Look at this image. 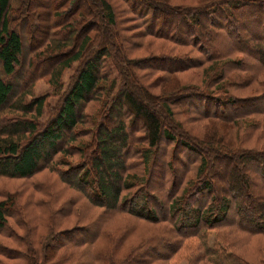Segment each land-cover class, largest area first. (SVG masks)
I'll use <instances>...</instances> for the list:
<instances>
[{"label":"rangeland","instance_id":"374dc122","mask_svg":"<svg viewBox=\"0 0 264 264\" xmlns=\"http://www.w3.org/2000/svg\"><path fill=\"white\" fill-rule=\"evenodd\" d=\"M110 1L117 9L119 21L126 17L128 19L126 23L134 25L129 31L131 35L141 29L136 23L137 13L129 8L127 2ZM144 1L158 3V0ZM170 1L183 7L196 2V0ZM12 4L17 7L18 2L13 0ZM33 5L32 0H23V6L20 5L23 18L19 15L11 26L23 39L24 50L21 55L23 64L18 66L16 72L7 77V80L13 82L18 90L22 86V90L30 87V93L25 95L27 102L38 96L45 98L43 112L37 118L38 127L43 129L55 117L63 97L69 91L85 60L98 49V43L85 47L87 48L85 56L65 68L56 80L47 70L46 72L43 70L44 62L42 58H38L42 49L37 40L47 30L48 24L41 18L38 21L35 19L39 8ZM67 6L71 7L72 4L68 3ZM220 7L226 8L222 4L217 6L218 9ZM193 12L194 10L187 9L180 15L189 19ZM215 15H217L215 12L209 10L205 18L209 20ZM223 23H226L227 28L229 19H222ZM232 23L233 21L230 22V27L236 30L231 35L226 36L222 32L214 37L209 33L210 30L205 32L202 42L205 47L207 46V53L200 52L195 47L177 45L171 39L158 37L151 32V34L144 33L145 36H132L131 47H128L127 51V61L123 60L118 64L115 58L116 50L110 46L113 54H109L101 62V73L106 78L100 82V86L104 85V89L86 99L80 121L60 141L59 150H56L49 159H45L41 167L30 177L0 176V200H7L11 210L7 214V225L0 229V264H32L35 251L38 252L36 264H64L62 259L64 251L76 250L80 239L90 235L94 236L95 242L90 253L96 258V263L101 264L104 262L103 253H107L110 249H118L120 257L134 250L136 246L144 248L141 252L145 257L154 255L151 257V264H216L213 261L214 255L209 256L206 253L204 243L220 253L224 264H264V233H249L244 228L227 226L235 224L238 218L234 198L227 186L216 195L221 198H231L232 207L225 211L228 224L215 226L202 224L198 233L191 232L195 229L192 225L178 228L182 226L179 219L181 214L178 210L172 209L171 204L174 199L184 195V189L190 187L192 180H196L200 154L202 155L201 149L194 150L162 137L158 147H154L155 153L147 162L144 153L149 145L141 119L134 118L132 121V114L128 111L125 109L120 111L118 107H113L118 90L123 84H130V89L138 96L144 94L142 89L147 92L148 87L153 102L151 104L158 112L161 124L176 138L191 143L197 142L198 139L209 143L214 138H220L221 142L214 144L218 150L264 153V64L258 62L253 54L245 55L241 65L233 61L226 63L224 65L226 74L223 78L212 81L215 73L218 74L217 71L223 68V61L227 57L234 60L239 56L238 53L233 52L227 56L222 50L233 46L235 39L243 44L246 43L247 25H244L242 33L241 29ZM186 28L183 29L182 36L189 37L190 31ZM209 28L212 29L211 26ZM111 29L116 32L117 26ZM250 29H255V26H251ZM200 30L195 26L191 33ZM214 31L218 33L222 30ZM261 38L264 39V34H261ZM113 39L115 40V37ZM121 42L123 44L121 47L119 42L115 43L114 47L118 46L123 51L124 46L130 45L129 42L128 44ZM213 51L218 52L216 63L213 62L214 57L203 59L208 57V52ZM47 54L50 53L46 52ZM177 55L193 58L194 66L171 74L160 69V66L153 68V65L161 63L163 56L175 59ZM30 58L34 59L33 67L32 63H28ZM130 62H136L141 69L130 66ZM52 64L53 62L45 64V67H50ZM130 70L132 75L129 73ZM33 75V78H29ZM192 91L198 93L195 98L185 97L193 95ZM213 94L217 95L212 97L213 101L201 98L203 95ZM218 94L221 97H218ZM260 94L262 95L257 96ZM230 96L235 101H230ZM253 97H255L253 102H246ZM217 98L226 105L216 106L214 99ZM207 110L219 111L227 120L213 119L204 115ZM19 115L14 107L3 108L0 110V127ZM121 119L125 122L127 132L131 134L127 149L124 153L123 150L121 154L118 152V158L125 159V164L128 166L123 177L131 174L144 177L145 180H137L133 188L123 187L118 204L110 208L105 204L109 202L108 197L101 194L97 197L93 193L91 196L86 194L99 192L96 169L89 160V154L91 159L96 156L102 158V152L97 144L102 129H106L107 143L115 139L117 143L120 141L110 131ZM256 121L261 122L259 126L253 125ZM84 152L87 153L85 158H83ZM99 161L98 171L102 170L105 173L106 181L110 184H116L117 180L113 174L116 166L113 167V164L110 166L105 158ZM263 164L259 160H253L245 165L246 168L240 167V171L246 174L256 172V184L253 187L248 188L247 184H242L244 193L249 196L250 201L247 205L251 210L258 201L255 200L256 194L264 199ZM70 170H74V173L68 175V180L65 175ZM77 177H83L86 181V187L82 184L83 190L78 189V185L74 184ZM140 192H146L144 210H151V218L130 212L131 206H140L139 194L142 195ZM253 194L255 197L252 199L250 196ZM135 195L138 198L132 201L125 200ZM12 199L15 202L12 203ZM202 199L203 205H196L194 199L193 205L204 208L211 202H215V205L220 203V199L214 201L211 195L200 196L198 201ZM162 255L165 256L160 259ZM86 256V260L91 258L88 253Z\"/></svg>","mask_w":264,"mask_h":264},{"label":"trees","instance_id":"16d2710c","mask_svg":"<svg viewBox=\"0 0 264 264\" xmlns=\"http://www.w3.org/2000/svg\"><path fill=\"white\" fill-rule=\"evenodd\" d=\"M15 1L16 3L18 2L17 7H14L12 4L13 0H0V110L11 106L20 113L19 116L12 118L11 122L0 127V176L13 178L30 177L41 167V163L45 159H49L56 150H59L60 141L80 121L81 110L86 99L97 91L104 89V85L100 86V82L106 78L101 73V62L109 54H113L110 46L116 50L115 58L118 64L123 60L127 61V51L128 47H131L132 36H145L144 33L151 34L152 32L158 37L171 39L177 45L195 47L198 48V51L207 53V46L205 47L204 42H202L205 32L210 30L209 33L214 37L222 32L226 36L231 35L236 30V28L230 27V22L233 21L241 29L242 33L244 25H247L246 32L248 34L245 39L246 43L243 44L240 40L235 39L236 42L233 46L222 50L223 54L227 56L232 52L238 53L239 56L234 58V60L227 57L223 61V68L221 70L217 69L218 71L216 70L218 74L215 73L212 81L223 78L224 74H226L224 73L226 71L224 70L226 63L233 61V63L241 65L245 55L253 54L258 62L264 64V39L261 38V34H264V0H196L195 3H189L188 7L177 5L170 0H158V3L145 2L144 0H124L130 9L134 10L135 14L137 13L138 20L136 23L141 28L133 32L132 35L129 31L134 25L126 23V20H128L126 17H123L119 21L117 9H115L110 0H57L55 3L53 0H32V5L34 4L33 6H38L39 8L35 19L38 21L41 18L48 24L46 25L47 30L37 40L40 49H42L38 58H42L44 62L43 70L45 72L47 70L56 80H58L65 68L85 56V49H87L85 47H88L92 43H98V49L91 57L85 60L69 91L63 97V101L55 117L43 129H40L37 125V118L43 112L45 98L38 96L27 102L25 95L30 93V87L22 90V86L21 92L18 88H15L13 82L7 80V77L13 75L17 67L23 64L21 62V55L24 50L23 39L18 31L11 28L13 22L17 21V17L19 15L20 17L23 16V13H21L23 0ZM68 3L72 4V6H67ZM221 4L225 5L226 8L220 7L218 9L217 6ZM187 9L194 10L189 19L180 15L182 11ZM209 10L215 12L217 15L208 20L205 17L209 13ZM172 15L175 17H172ZM222 19H229V26L227 28L226 23L222 24ZM245 20L246 23H244ZM148 21L151 22L148 23ZM253 25L255 29H250ZM113 26H117L116 32L111 29ZM184 26L187 27L186 30L190 31L189 37L182 36L184 33L183 29H185ZM195 26L196 29L201 30L193 34L191 30ZM52 28H54L53 31H51ZM217 29L222 31H218L217 33L214 31ZM114 37L115 40L113 39ZM121 41L127 44L128 42L130 43V45L124 46L123 49L121 48L123 51L118 46L114 47L117 42H119L121 47L123 45ZM74 47L76 48L74 49ZM46 52L50 54L46 55ZM217 55L218 52L213 51L208 52V57L202 58L209 59V57H214L213 62L216 63L218 61ZM192 61H194L193 58L188 59L186 56L177 55L175 59L163 56L161 63L153 65V68L160 66V69L171 74L194 66V62ZM50 62H53V64L46 68L45 64H49ZM28 63H32L33 67L34 59H28ZM130 66H136V69H141L136 62H130ZM129 73H131V70ZM135 74L138 75L137 73ZM33 77L34 75L29 78ZM129 85L127 83L123 84L118 90L113 107H118L120 111L124 109L128 111L132 114V121L134 118L141 119L142 128L149 145V148L144 153L147 162L151 159L152 154L155 153L154 147H158L162 137H167L174 140L176 144H183L194 150L201 149L202 155L200 154L196 180H192L189 185L190 187L184 189V195L174 199L171 204L172 209L178 210L181 214L179 219H181L180 225L182 226L178 228L192 225L195 229H192L191 232L196 231L198 233L202 224H210L211 226L228 224L229 221L225 217V211L232 207L231 198H221L216 195L221 190H225V186H227L231 191V196L234 198L237 210L236 215L238 217L235 224L227 226L244 228L249 233H264V199L254 192L256 194L255 200L258 201H256L257 207L255 206L251 210L247 205L248 201H250L249 196L244 193L242 187V184H247L248 188L256 184V172L246 174L240 171V167L246 168L245 165L253 160H259L261 164L264 163V153L260 154V152L256 151L242 152L240 150H227L225 152L218 150L214 144L220 143L221 139H216L214 136V139L210 140L209 143L201 139H198L197 142L194 141L195 143H191L176 138L174 134L161 124L158 112L154 110L151 104V92L148 90V87L147 92L142 89L144 94L138 96L130 89L131 86ZM164 90L167 91L166 87H164ZM192 94L185 97L190 96L191 98V96H194L195 98V95L198 93L192 91ZM213 96L217 95H203L201 98L213 101ZM218 97L221 96L218 94ZM230 97V101H235L232 99V96ZM254 98L246 102H253ZM214 103L216 106L226 105L220 98L214 99ZM203 114L213 119L227 120L219 111L211 112L207 110ZM259 123L261 122L256 121L253 125L259 126ZM105 131L106 129H102V135H99L97 143L98 148L102 152V158L99 159L96 156L91 159L89 154V160H91L96 169L99 192H89L86 194L91 196V193H93L96 197L101 194L108 197L109 202L105 204L111 208L118 204L123 187L133 188L137 180L145 179L144 177L131 174H128L129 177L127 175H125V178L123 177L124 171L128 169V166L125 164V159L118 158V152L121 154L123 150L124 153L128 147V142H130L129 136H131L127 132L128 129L125 126L124 120L121 119L117 126L110 131L112 135L119 138L118 140L120 141L118 143L116 139L112 140L113 142L107 143ZM70 136L68 135V137ZM86 156L87 153L84 152L83 158ZM104 158L110 163V166L112 164L113 167L116 166L113 172L117 180L116 184H110L106 181L105 173L102 170L98 171L99 160L102 161ZM173 158H175V155H173ZM70 173H74V170L66 173L65 177L68 180ZM74 184L78 185L77 187L80 190L84 189L83 185L86 187V181L83 177H77ZM140 193L142 194H139V199L141 200L140 206H131L130 212L134 215L151 218V210H144L146 192ZM203 195H211L214 201L218 198L220 199V203L215 205V202H211L204 208L195 207L192 200H196V205H203V199L198 201L200 196ZM250 197L253 199L255 195L253 194ZM135 198H138V196L135 195L125 200L130 199L132 201ZM187 198H189V201H187ZM11 201L12 203L15 202L13 199ZM184 203L187 205H184ZM8 204L7 200H0V229L5 228L7 225V214L11 211ZM151 214L153 213L151 212ZM204 244L206 246V253L209 256L211 254L214 255L215 259L211 257L213 261L216 264H224L220 253L208 247L206 243ZM94 245L93 235L81 238L76 250L72 248L73 250L71 251H64V257H62L64 264H101L96 263V258H93L90 253ZM142 249H144L142 246H136L134 250L120 257L118 249H110L107 253H103L104 262L102 264H151V257L154 255L145 257L141 252ZM87 253L91 258L86 260ZM163 256L165 255H162L160 259ZM33 257L32 264H36L38 259L37 251L33 253Z\"/></svg>","mask_w":264,"mask_h":264}]
</instances>
